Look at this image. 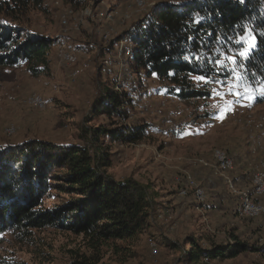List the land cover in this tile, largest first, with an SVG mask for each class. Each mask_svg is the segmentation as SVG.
Returning a JSON list of instances; mask_svg holds the SVG:
<instances>
[{"label":"rangeland","instance_id":"1","mask_svg":"<svg viewBox=\"0 0 264 264\" xmlns=\"http://www.w3.org/2000/svg\"><path fill=\"white\" fill-rule=\"evenodd\" d=\"M145 1L159 4L188 0ZM89 4L93 10L113 9L117 21L123 16L121 12L132 15L128 23L114 26L115 34L110 39L123 34L153 9L148 6L138 10L135 0H92ZM127 5H132L131 10H126ZM70 9L68 0H45L42 8L26 10L21 23L57 40L50 49L53 72L36 78L23 65L0 69V148L34 139L57 145L82 143L79 134L83 124H119L111 123L105 114L93 118L90 113L102 88L113 86L115 74L129 70L127 57H121L118 48L108 50L110 46L103 39L113 23L83 17L81 9H74L69 24L64 26L62 17ZM64 43L70 60H65L60 51ZM105 59L113 65H107ZM132 60L130 57L129 62ZM227 62L232 67L233 63ZM80 65L83 71L73 79L71 73ZM194 82L211 96L181 101L166 94L167 84L156 75L137 74L129 89L136 101L119 121L129 127L146 126V135L136 143L122 141L109 146L113 158L109 173L118 180L135 178L149 187L156 210L148 231L125 244V249L105 245L97 252L84 236L55 227L32 230L27 235L6 229L0 234V264H69L77 252L100 253L104 261L115 264H264L260 252L205 263L183 257L182 246L189 237H196L204 247L229 245L236 239L250 244L264 241V216L242 217L238 201L221 176L199 161H213L214 150L223 149L236 160L232 174L239 187L249 186L252 173L264 170V97L257 92L255 99L244 95L237 99L230 89L234 84L246 83L235 77ZM237 90L243 93V88ZM37 96L42 98L43 106L33 104L32 97ZM186 175L204 186L208 194L205 203L197 204L192 196L180 195L182 185L178 179L184 181ZM52 193L56 194L46 199L47 205L68 198ZM154 237L156 240H152ZM152 244L158 247L157 255L151 253Z\"/></svg>","mask_w":264,"mask_h":264},{"label":"trees","instance_id":"2","mask_svg":"<svg viewBox=\"0 0 264 264\" xmlns=\"http://www.w3.org/2000/svg\"><path fill=\"white\" fill-rule=\"evenodd\" d=\"M91 1L68 0L73 10H80ZM44 2L0 0V69L23 65L33 77L51 76L50 49L57 40L21 23L26 10L42 8ZM126 10H130L129 5ZM112 12L117 13L113 9ZM131 18L132 15L126 22ZM247 31L255 36L256 48L250 59L242 60L236 55L242 45L234 41ZM125 36L134 46L132 55L127 56L133 76L142 72L156 75L167 84L166 94L181 101L211 96L209 91L196 86L197 76L221 81L234 77L232 70L239 69L246 84L257 87L264 83V0L161 2L123 34L108 42L104 40L110 46L108 50L118 48ZM221 53L235 56L236 63L229 67L225 60L224 66L218 65L217 56L224 59ZM115 82L116 74L113 86L102 88L90 111L93 118L102 113L111 123L118 122L115 127L83 124L79 134L82 143L57 145L34 139L0 148V234L13 229L27 235L32 230L55 227L84 236L100 252L105 245L125 249V244L134 242L150 229L156 207L148 185L135 178L118 180L109 173L113 162L109 146L122 141L139 142L147 131L144 125L129 127L119 121L136 99L129 90L122 93L116 90ZM180 184L185 187V180ZM224 184L238 201L240 213L242 200ZM251 187L250 181L245 188ZM52 192L68 198L47 205L46 199L56 194ZM182 196H192L197 203L192 189ZM186 245L182 246L183 257L190 262L234 258L244 252L264 254V241L250 244L236 239L229 245L204 247L196 237H189ZM75 254L69 264H115L104 261L100 253Z\"/></svg>","mask_w":264,"mask_h":264},{"label":"built area","instance_id":"3","mask_svg":"<svg viewBox=\"0 0 264 264\" xmlns=\"http://www.w3.org/2000/svg\"><path fill=\"white\" fill-rule=\"evenodd\" d=\"M157 3H151L147 4L145 0H135V6L137 7L138 10H144L148 6H151L152 12L153 10L157 7ZM130 10L132 8V5H129ZM81 11V14L79 13ZM78 13L83 16V17H89L93 20H109L113 23L111 27H109L108 31H106L103 34V39L108 42L110 37L115 34V28L114 26L116 24L118 25H124L131 17V14L126 13L125 15L121 17L119 21L115 20L114 18V13L112 12L111 9L107 10H100L96 11L95 9H92L91 4H87L83 8H81ZM74 13L73 9H70L66 11L63 15L62 22L64 23V26H67L69 23V16ZM60 51L63 55L64 52V59L65 60H70V54L67 52L66 49V44L60 45ZM119 55L121 57H127L132 55L133 51V44L128 41V37L125 36L120 39L119 43L117 44ZM105 63L109 66L113 65V62L109 59L104 60ZM84 66H87L86 64ZM83 71V67L78 66L75 68L72 73L71 77L74 79L77 76L81 74ZM134 79L133 73L131 70L128 72L124 73L120 72L117 73L116 75V82H115V89L118 90L120 93L123 92V90H129L130 89V83ZM32 102L35 105L38 106H43V101L42 98L37 96V97H32ZM200 163L204 167H210L214 170V172L217 175H220L221 178L224 180V182L227 184L228 188L232 191V193L238 195L240 199L242 200V205L240 208V214L242 216L246 217H251V218H256L264 215V170H256L252 173L251 176V183L252 187L251 188H240L233 176V171L235 170L236 167V160L233 156L229 155L225 150L223 149H215L213 152V161L210 160H205V159H200ZM179 182L182 180L179 178ZM185 182L186 186L182 187L180 190L181 195H187L189 190L192 189L196 198V201L198 204H202L206 200V191L204 187H202L196 179L192 175H186L185 177ZM158 247L156 244H152L151 246V253L153 255L158 254ZM205 262H208V259H204Z\"/></svg>","mask_w":264,"mask_h":264},{"label":"snow or ice","instance_id":"4","mask_svg":"<svg viewBox=\"0 0 264 264\" xmlns=\"http://www.w3.org/2000/svg\"><path fill=\"white\" fill-rule=\"evenodd\" d=\"M239 2L243 3L244 0H239ZM196 22L199 23V19ZM234 42L236 44L242 45L241 49L236 53V55H238L242 60L250 59L252 51L256 48L255 36L251 32H246L242 35H239ZM220 55H223L224 59L221 60L219 56H217L215 63H217L218 65L224 66L225 60L230 61L233 64L236 63L235 56H229L224 53H221ZM240 67H243V64H241ZM232 72H233V76L235 77L237 81L244 78L243 75L240 73H237L235 69H233ZM171 74L172 73H170V75ZM194 79L205 82V83L211 82L207 80L205 76H197V77H194ZM238 88H243V93L237 90ZM230 92L231 94L235 95L237 99H239L242 95H244L245 98L251 100V99H255L257 92L259 93L260 96L264 97V85H260L258 89H254L250 84H246V85L234 84L232 88L230 89ZM217 95H220V93L217 92Z\"/></svg>","mask_w":264,"mask_h":264}]
</instances>
